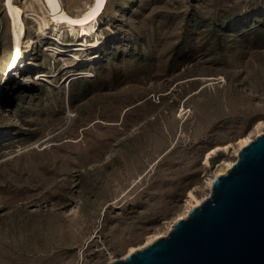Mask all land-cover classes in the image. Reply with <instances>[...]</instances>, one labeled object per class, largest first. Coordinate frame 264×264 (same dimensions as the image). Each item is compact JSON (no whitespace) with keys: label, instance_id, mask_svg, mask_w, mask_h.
Listing matches in <instances>:
<instances>
[{"label":"rangeland","instance_id":"obj_1","mask_svg":"<svg viewBox=\"0 0 264 264\" xmlns=\"http://www.w3.org/2000/svg\"><path fill=\"white\" fill-rule=\"evenodd\" d=\"M62 1L0 0V264L127 256L264 132V0Z\"/></svg>","mask_w":264,"mask_h":264},{"label":"water","instance_id":"obj_2","mask_svg":"<svg viewBox=\"0 0 264 264\" xmlns=\"http://www.w3.org/2000/svg\"><path fill=\"white\" fill-rule=\"evenodd\" d=\"M109 264H264V132L169 234Z\"/></svg>","mask_w":264,"mask_h":264},{"label":"bare ground","instance_id":"obj_3","mask_svg":"<svg viewBox=\"0 0 264 264\" xmlns=\"http://www.w3.org/2000/svg\"><path fill=\"white\" fill-rule=\"evenodd\" d=\"M36 1H39L43 6L44 8L46 9V11L49 13V15H51L53 18L57 17V18H60L61 19H72V17H70L67 12L65 11L64 9V4H63V1L62 0H58V3H55V4H50L49 3V0H36ZM39 3V4H40ZM38 4V5H39ZM105 5V4H104ZM40 7V6H39ZM104 7V6H103ZM102 7V8H103ZM101 8V9H102ZM96 9V2L93 6V9H92V13H94V10ZM12 12V15H13V21H14V32H15V42H16V46L18 47L21 40L23 39L24 36H27V30H26V26L24 24V21L22 19V11L19 7H15L11 10ZM43 12V11H42ZM34 13V12H33ZM35 16H37V14L35 13ZM39 16V15H38ZM33 16H31L32 18ZM40 17V16H39ZM35 19V18H34ZM39 19V18H38ZM41 20V19H40ZM39 22V20H38ZM49 24V21L45 18V16L42 18L41 22H40V25H39V29L38 31L40 30L42 33H45L46 31V27L48 26ZM52 38L54 39V41L56 43H60V42H63V40L59 37V36H52ZM81 43H76L72 46H69V47H66V48H59L57 49V54L58 55H68V54H71L72 51H75L77 49H81V46H79ZM92 47V46H91ZM50 49V48H48ZM52 49V48H51ZM193 65V64H192ZM73 75V74H71ZM70 75V76H71ZM68 76L67 79L70 77ZM197 78V77H196ZM253 140V139H252ZM75 141H77L75 139ZM251 141V140H250ZM249 141V142H250ZM243 142V145L246 144L247 142L246 141H242ZM248 142V143H249ZM247 143V144H248ZM246 144V145H247ZM245 145V146H246ZM47 146V145H46ZM45 146V147H46ZM244 147V146H243ZM79 155L81 156V158L83 159L82 161L84 163H89V156L87 157H84V154L82 153V151L79 153ZM82 161H80V164H82ZM65 162V161H64ZM63 162V163H64ZM69 164L68 167H64V170H66L67 174L69 175V177H73L74 176V166H77L79 164V162L77 160H69ZM233 166V165H232ZM231 166V167H232ZM218 175V174H217ZM216 175V176H217ZM191 210L189 209L187 211V213L184 215L185 217H187L189 214H190ZM182 218V217H181ZM101 226V225H100ZM162 234H157L154 238H151L149 240L146 241V243L143 245L146 246L150 243H152L154 240H156L157 238H159ZM159 236V237H158ZM142 248V246H140ZM139 247H132L130 249V253L137 250Z\"/></svg>","mask_w":264,"mask_h":264},{"label":"snow or ice","instance_id":"obj_4","mask_svg":"<svg viewBox=\"0 0 264 264\" xmlns=\"http://www.w3.org/2000/svg\"><path fill=\"white\" fill-rule=\"evenodd\" d=\"M96 2V9L94 10V13L89 14V18H92L94 14H98L100 9L104 6L106 0H95ZM50 4L58 3V0H49ZM85 21H79L78 23H84ZM74 23H76L74 21Z\"/></svg>","mask_w":264,"mask_h":264}]
</instances>
